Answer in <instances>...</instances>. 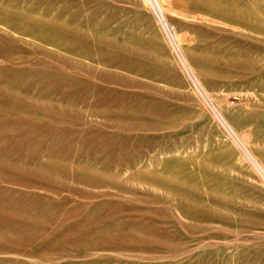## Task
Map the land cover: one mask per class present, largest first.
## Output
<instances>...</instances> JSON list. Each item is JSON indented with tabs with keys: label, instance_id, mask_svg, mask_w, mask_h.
<instances>
[{
	"label": "rangeland",
	"instance_id": "374dc122",
	"mask_svg": "<svg viewBox=\"0 0 264 264\" xmlns=\"http://www.w3.org/2000/svg\"><path fill=\"white\" fill-rule=\"evenodd\" d=\"M160 2L0 0V264H264V0Z\"/></svg>",
	"mask_w": 264,
	"mask_h": 264
},
{
	"label": "bare ground",
	"instance_id": "6f19581e",
	"mask_svg": "<svg viewBox=\"0 0 264 264\" xmlns=\"http://www.w3.org/2000/svg\"><path fill=\"white\" fill-rule=\"evenodd\" d=\"M151 6L154 8L155 4L158 2L159 7H160V12L162 13V15L164 16V12H163V4H161L160 0H152V1H148ZM155 9V8H154ZM160 16V15H159ZM173 41L174 43L178 44L177 39L175 38V36H173ZM177 50V49H176ZM182 57V54H181ZM182 59V58H181ZM184 61V59H183ZM182 61V62H183ZM187 63V61H186ZM185 63V64H186ZM187 66V65H185ZM188 67V66H187ZM191 72V69H188ZM192 79L194 80L195 84L197 85V87L200 89V91L205 92V90L203 89V86H201V84L199 83L197 77L194 75V73L191 72ZM206 93V92H205ZM219 116L222 119L223 124H225L226 129L229 131V133L231 135H233V138L236 140V142L238 143V146L240 147V151L242 152L241 157H240V161L242 162H248L249 164H251L257 171V173L259 174V176L262 178V181L264 182V166L263 164L258 160V158L253 154V152L251 151L250 147H249V143L246 139L242 138L236 131L235 129L224 119V117L222 116V114L219 112L218 113ZM239 160V159H238ZM239 162V161H238ZM241 165V164H240ZM243 165V164H242Z\"/></svg>",
	"mask_w": 264,
	"mask_h": 264
},
{
	"label": "built area",
	"instance_id": "2783aa9c",
	"mask_svg": "<svg viewBox=\"0 0 264 264\" xmlns=\"http://www.w3.org/2000/svg\"><path fill=\"white\" fill-rule=\"evenodd\" d=\"M148 1H152V0H148Z\"/></svg>",
	"mask_w": 264,
	"mask_h": 264
}]
</instances>
